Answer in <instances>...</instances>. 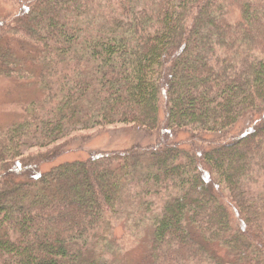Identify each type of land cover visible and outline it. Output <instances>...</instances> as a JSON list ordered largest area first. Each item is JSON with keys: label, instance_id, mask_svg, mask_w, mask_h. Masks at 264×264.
<instances>
[{"label": "trees", "instance_id": "1", "mask_svg": "<svg viewBox=\"0 0 264 264\" xmlns=\"http://www.w3.org/2000/svg\"><path fill=\"white\" fill-rule=\"evenodd\" d=\"M12 1L0 77L36 71L44 97L0 133V263L114 264L128 198L152 225L140 264H264V0ZM117 123L158 138L41 171Z\"/></svg>", "mask_w": 264, "mask_h": 264}, {"label": "rangeland", "instance_id": "2", "mask_svg": "<svg viewBox=\"0 0 264 264\" xmlns=\"http://www.w3.org/2000/svg\"><path fill=\"white\" fill-rule=\"evenodd\" d=\"M15 7L12 0H0V18L8 16ZM38 72L26 75L25 78L3 79L0 77V133L3 129L22 117L21 103L26 101H39L44 97L41 81L38 80ZM186 135L177 133L176 140L184 141ZM156 132H146L128 124H107L88 130L70 133L64 140L68 143L58 148L50 147L49 151L54 154L60 152L52 161L41 164V171L64 161L82 160L88 152L96 149H123L132 145L147 146L157 140ZM68 139V140H67ZM62 146V148H61ZM41 149L39 152H44ZM133 206L128 198H125L118 211L119 224L112 228L107 227L104 234L109 258L114 264H140L146 256L152 235L150 215L140 213V216L132 217ZM136 222L138 241L131 248L121 250L116 238L121 236L124 227H131ZM1 264V263H0Z\"/></svg>", "mask_w": 264, "mask_h": 264}]
</instances>
